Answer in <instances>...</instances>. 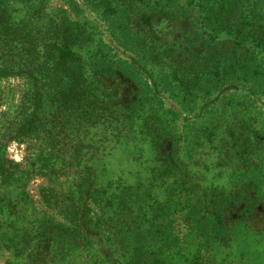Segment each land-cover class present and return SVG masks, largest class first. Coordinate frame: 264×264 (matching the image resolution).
<instances>
[{
  "label": "rangeland",
  "instance_id": "1",
  "mask_svg": "<svg viewBox=\"0 0 264 264\" xmlns=\"http://www.w3.org/2000/svg\"><path fill=\"white\" fill-rule=\"evenodd\" d=\"M165 6L0 0V264H264V99L243 87L165 90L183 35ZM122 7L145 42L139 58L102 17ZM60 56L86 80L99 65L105 76L87 86L112 98L99 123L65 113L62 133H49L67 82ZM134 62L128 81L119 69ZM24 106L41 127L22 138Z\"/></svg>",
  "mask_w": 264,
  "mask_h": 264
},
{
  "label": "trees",
  "instance_id": "2",
  "mask_svg": "<svg viewBox=\"0 0 264 264\" xmlns=\"http://www.w3.org/2000/svg\"><path fill=\"white\" fill-rule=\"evenodd\" d=\"M180 1L166 0L164 7L167 13H172L176 26L183 29L182 38L176 43L178 54L171 55L175 46L170 50V56L165 58L171 70L163 85L164 89L170 93L174 89L187 93L197 88L202 96L211 97L212 91L226 86L243 87L250 95L264 99V0H230L231 5L226 11L221 7V0H187L186 5H181ZM112 14L102 15L110 35L114 36L121 48L139 58L144 52L145 42L140 31L129 20L133 16L131 7L117 8ZM67 32L65 29V34ZM62 50L67 52L68 62H71L74 52L68 50L67 46H63ZM55 65L56 69L65 73L67 82L65 87H58L54 93L53 100L57 104L50 106L55 108V112L50 115L52 121L44 127H48L49 133L58 130L62 133L64 121H57L65 113H78L76 116L83 115L87 122L95 120L99 123L102 120V115L97 113L99 104H104V100H110L111 103L112 97L107 89L98 86V93L97 89L92 90L87 84L89 80L100 84L101 75L105 76V72L102 73L100 66L96 65L90 72L89 80H86L81 70L72 69L61 56ZM45 66L46 61H43L40 68ZM136 70V62L121 63L119 69L128 81L132 80ZM25 77L29 81H36L37 78L32 72L25 74ZM44 94L49 95V92ZM34 95L38 99H33L30 107L34 103L39 104L43 96L41 89L38 88ZM235 103L230 102L231 106ZM22 110L19 121L22 130L17 136L24 138L27 132L41 127V121L37 109H33L30 115L26 114L29 110L26 106ZM257 175L253 174L254 180H257Z\"/></svg>",
  "mask_w": 264,
  "mask_h": 264
}]
</instances>
